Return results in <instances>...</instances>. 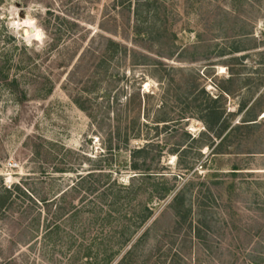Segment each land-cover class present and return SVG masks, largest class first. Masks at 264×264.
I'll return each mask as SVG.
<instances>
[{
	"label": "rangeland",
	"instance_id": "rangeland-1",
	"mask_svg": "<svg viewBox=\"0 0 264 264\" xmlns=\"http://www.w3.org/2000/svg\"><path fill=\"white\" fill-rule=\"evenodd\" d=\"M142 2L135 19V0L130 8L119 0H0V174L7 183L43 185L66 204L72 193L59 192L76 173L98 164L127 182L129 148L157 141L169 182L172 174L178 186L193 179L186 189L192 208L176 227L169 205L174 191L153 197V215L134 239L149 227L147 237L126 264H167L173 247H181L186 264H264V0ZM135 23L173 31V55L168 43L159 48L133 33ZM199 34L205 44L193 47ZM106 37L120 41L127 54L102 61ZM220 89L229 91L215 101L224 120L256 117L243 138H234L231 152H211L192 139L201 130V141L213 139L200 107L213 103ZM116 126L138 135L118 140ZM176 142L184 143L182 157L193 160L189 171L170 152ZM37 143H43L41 154L34 152ZM3 214L0 264L11 253L21 264H98L106 235L101 224L84 216L60 220L59 232L45 236L44 211L31 240L11 221V209ZM163 231L173 233L162 237ZM12 237L18 242L10 244Z\"/></svg>",
	"mask_w": 264,
	"mask_h": 264
},
{
	"label": "trees",
	"instance_id": "trees-1",
	"mask_svg": "<svg viewBox=\"0 0 264 264\" xmlns=\"http://www.w3.org/2000/svg\"><path fill=\"white\" fill-rule=\"evenodd\" d=\"M133 0H119V4L123 7L130 8ZM142 1L149 0H135V8L133 10L134 18L138 17V4H142ZM133 33L140 36L152 44H158L159 48H168L169 55H173L177 44L173 41L175 33L171 30H164L163 32L158 30V26L155 28V23L146 28L140 27L135 23ZM204 39L201 34L197 35L196 42L193 43V47L204 45ZM168 43V46H167ZM238 50L237 47L233 48ZM186 48L178 51L181 56ZM120 52L126 55V48L123 44L114 40L111 37H106V44L104 47V54L102 61H108L114 53ZM137 51L133 50L132 55ZM224 52V51H222ZM232 52V51H231ZM101 56V55H100ZM224 90V89H223ZM223 90L216 94V96L210 98L211 102H207L204 107H200L204 110L202 119L205 123L206 129L209 132H213V139L211 141H201L202 135L205 130H201L199 137H193L194 141H198V146L203 147L206 145L211 148V152H231V146L234 142V138L241 139L242 131L249 127L251 123L248 120H254L256 117L243 116L240 121L232 123L231 120H224V108H219L215 104V101L223 96ZM50 91L47 90V92ZM229 93V91L224 90ZM192 90L189 91V94ZM198 94H195L192 98L193 101H197ZM198 105H200L198 103ZM247 105L246 102L241 104L239 110H242ZM248 111V107L245 112ZM207 116V117H204ZM117 119V118H115ZM166 120V119H162ZM247 122V123H246ZM165 124V123H164ZM157 125V124H156ZM118 129V126H116ZM163 127H167L164 125ZM131 128V127H130ZM157 128V126H156ZM125 129L122 133L118 129V140L128 141L130 137L138 135L137 133H129V130ZM247 128L246 130H248ZM184 143L176 142L175 146L170 149V152L176 154L178 157V163L185 171L191 170L193 167V160L182 157L181 151L185 149ZM38 148L35 149L36 154H41L42 151L39 147H43V143H37ZM183 146V147H182ZM162 144L157 141H146L141 146H134L129 148L128 166L133 170V174L129 177L127 182L118 181V179L112 176V170H106L103 166L96 164L97 169H87L86 172L76 173L75 178L71 184L59 192V197H63L70 191L72 195L66 201V204L59 202L58 195L51 194L52 190H45L43 185L41 187H28L27 185L17 182L7 183L4 177L0 174V217L3 212L11 209V216L14 219L15 224H20L19 233L23 234L26 230L30 232L29 237L33 240L38 232V224L42 213L43 216V230L44 235L56 234L60 230V220H79V216H84L88 221L94 225L101 224L103 231L106 232L105 237L102 240L103 250L101 255L95 254V262L98 264H110L119 252L130 243L129 247L125 250L124 254L116 261L115 264H126L129 262L130 255L135 253L145 241L148 234L149 227H147L139 236L135 239L137 231L145 224V222L153 215L154 205L152 198H157V201L164 199L174 191L172 199L170 201V207L173 209L174 225L180 226L185 222L186 217L191 206V195L187 198L186 189H191L192 178L186 179L182 185L178 186L176 181V175H173V181H170L165 177L164 164L160 163L159 156L162 152ZM118 148V144L112 148L113 150ZM233 148V147H232ZM46 154H49V147L44 148ZM111 146H109V151ZM230 150V151H229ZM112 152V150L110 151ZM234 152V151H232ZM81 154V153H80ZM238 167L235 164L232 166V170H236ZM44 170V169H43ZM42 170V171H43ZM54 171H63V167H56ZM233 174L236 171H230ZM43 174H48L43 171ZM52 177V176H50ZM39 182H43L40 179ZM201 184H205L206 180L203 179ZM218 181H211L212 184ZM223 182V181H222ZM210 188L211 185L207 184ZM42 188V189H40ZM201 189H199L200 191ZM145 192V193H143ZM142 196L146 199L142 198ZM80 201L78 204L74 199ZM27 202V203H26ZM189 202V203H188ZM4 215V214H3ZM3 217V216H2ZM191 227V223L189 225ZM210 226V221H208ZM169 233H173L169 231ZM168 231H163L162 237L169 235ZM164 238L159 239L161 243ZM11 243H17L16 238L12 237L9 240ZM172 243L176 241L172 239ZM169 244L165 247L168 251L171 250L172 245ZM173 254L171 260L167 264H180L181 260L186 264L185 258L181 256V247H173ZM180 256V257H179ZM70 260L77 259L72 256ZM181 258V259H180ZM3 264H21L16 259L14 253L6 255ZM78 264V262H77Z\"/></svg>",
	"mask_w": 264,
	"mask_h": 264
},
{
	"label": "water",
	"instance_id": "water-1",
	"mask_svg": "<svg viewBox=\"0 0 264 264\" xmlns=\"http://www.w3.org/2000/svg\"><path fill=\"white\" fill-rule=\"evenodd\" d=\"M24 32L26 33V32H27V30H26V29H24Z\"/></svg>",
	"mask_w": 264,
	"mask_h": 264
},
{
	"label": "bare ground",
	"instance_id": "bare-ground-1",
	"mask_svg": "<svg viewBox=\"0 0 264 264\" xmlns=\"http://www.w3.org/2000/svg\"><path fill=\"white\" fill-rule=\"evenodd\" d=\"M28 32H26V34H27Z\"/></svg>",
	"mask_w": 264,
	"mask_h": 264
}]
</instances>
